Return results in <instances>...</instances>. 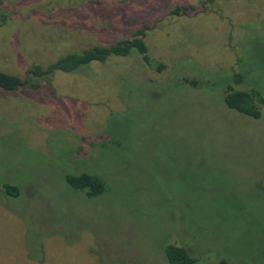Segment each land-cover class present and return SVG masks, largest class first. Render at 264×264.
Segmentation results:
<instances>
[{"label": "rangeland", "instance_id": "obj_1", "mask_svg": "<svg viewBox=\"0 0 264 264\" xmlns=\"http://www.w3.org/2000/svg\"><path fill=\"white\" fill-rule=\"evenodd\" d=\"M139 31L150 63L26 75ZM0 72L27 81L0 89V264H264V105L222 101L264 98V0H2ZM81 173L107 190L73 192Z\"/></svg>", "mask_w": 264, "mask_h": 264}, {"label": "trees", "instance_id": "obj_2", "mask_svg": "<svg viewBox=\"0 0 264 264\" xmlns=\"http://www.w3.org/2000/svg\"><path fill=\"white\" fill-rule=\"evenodd\" d=\"M1 2L2 0H0V5ZM182 10H186V8ZM174 12L179 13L180 9L175 8ZM132 51H136L140 54L145 63H150V58L147 55V47L141 31L132 38L123 39L109 47H93L81 53L67 54L48 65L46 68L33 66L26 75L34 78H43L57 70L62 72H73L86 66L90 62H103L110 56L126 57ZM232 83L237 85L242 84L241 75L236 74L234 76V82ZM24 84H27L26 80L0 72V89L4 91H13ZM32 86L37 87V85ZM222 101L228 110L236 114L249 117L253 120L261 118L264 98L254 90L247 91L235 89L230 83H225ZM64 182L73 192H81L87 198L100 196L107 190L105 181L101 177L90 173L75 175L66 174L64 176ZM2 190L4 194L12 198H16L19 194L17 186L7 183L2 184ZM163 252L167 264L196 263V259L192 255V250L185 246L167 244Z\"/></svg>", "mask_w": 264, "mask_h": 264}]
</instances>
